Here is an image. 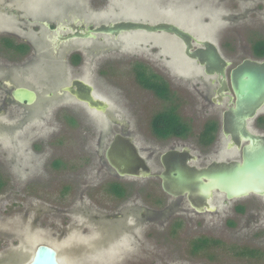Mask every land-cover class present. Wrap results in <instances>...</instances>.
<instances>
[{
    "label": "rangeland",
    "instance_id": "rangeland-1",
    "mask_svg": "<svg viewBox=\"0 0 264 264\" xmlns=\"http://www.w3.org/2000/svg\"><path fill=\"white\" fill-rule=\"evenodd\" d=\"M16 1L21 14L57 16L52 20L57 23L66 11L87 23H172L214 43L231 67L251 59L254 44L264 40V0H25L23 7L24 0ZM14 26L28 27L22 20ZM32 41L37 47L41 40ZM72 46L87 51L88 65L94 58L81 76L109 104L111 117L129 124L127 133L138 147H155L156 158L173 146L208 155L211 148L199 144L198 132L206 120L220 117L226 100L218 107L210 104L209 77L186 58L175 37L136 32ZM34 54V67L24 71L22 81L16 72L11 76L38 91V103L0 111V264H25L40 244L53 247L61 264H264L263 256L240 255L244 248L264 252L260 198L249 195L225 205L215 196L210 204L216 213L196 214L185 199L163 193L158 164L148 179L117 177L104 152L124 129L67 95L48 97L44 89L52 88L66 65L51 63L46 50ZM138 64L167 80L175 106L181 104L179 115L191 127L185 142L160 143L150 134L151 116L169 101L137 84ZM112 183L125 188L123 198L108 191ZM233 204L243 205L244 213L231 212ZM200 237L216 243L194 254L191 242Z\"/></svg>",
    "mask_w": 264,
    "mask_h": 264
},
{
    "label": "water",
    "instance_id": "water-1",
    "mask_svg": "<svg viewBox=\"0 0 264 264\" xmlns=\"http://www.w3.org/2000/svg\"><path fill=\"white\" fill-rule=\"evenodd\" d=\"M83 34L72 38L96 39V35H107L118 39L127 33L172 35L184 45V54L197 61L207 76H216L219 94L232 93L231 106L223 113L224 134L241 149V161L212 163L204 169L189 166L181 160L177 151L161 156L164 171L159 175L161 190L167 196H187L190 201L210 199L214 192L223 194L227 200H236L249 195L264 196V136L249 131V123L264 107V61L245 59L229 71L231 62L225 60L217 46L194 37L178 25L167 22L119 21L101 25L95 29L82 27ZM193 44L200 47L193 49ZM12 98L19 105L35 106L39 96L33 90L13 86ZM68 94L90 110L105 114L109 104L96 97L93 86L81 80L62 87L57 95ZM247 144L242 146L241 143ZM189 154V149H185ZM109 167L119 178H148L150 169L136 148L120 135H115L104 153ZM196 159V157H192ZM213 209L211 208L210 211ZM25 264H61L57 251L48 245L36 246L31 259Z\"/></svg>",
    "mask_w": 264,
    "mask_h": 264
},
{
    "label": "flooded vegetation",
    "instance_id": "flooded-vegetation-1",
    "mask_svg": "<svg viewBox=\"0 0 264 264\" xmlns=\"http://www.w3.org/2000/svg\"><path fill=\"white\" fill-rule=\"evenodd\" d=\"M17 3L18 2L16 0H0V111H4L5 113H10V111L8 112V110H10V107H13V105H15V104L18 106H26V105H19V104L14 102V100L12 98V92H13L12 87L13 86L24 87V88L33 90L34 92L37 93L38 96H40L38 91L34 90L30 86L21 85V84L15 82V80L11 76L12 73L16 72L15 74H16L17 80L22 81L26 77L25 76L26 73L24 71L34 67L35 63L32 61H33V57L35 56L34 53H36V50H38L39 53H42V55L45 54V50H46L50 54V56L53 60V61L49 60V61H51V63L58 64L63 60L62 63H65V65H66V72L62 73L61 75H57L53 80L54 83L52 85V88L49 90H46V88H45L44 93L47 94L48 97L55 98V99L56 98L62 99V97L66 96V95L69 96L70 98L74 99L73 97H71L68 94H64L62 96H59V95H57V92L62 87L71 85V83L74 80H81V81H84L87 84L91 85L89 82L86 81V78L82 77L81 75L83 73L87 72L86 69H90V67H92L90 64L93 63L92 60L94 58H91V60L89 61V65H88V63L85 62L86 57L89 58V56L86 54L87 51L85 52L82 47L78 48V47H73L72 45L75 43H78V42H80V43L99 42L102 39V37H110L113 39H116V38L111 37V36H107V35H96V39H79V38H72L71 36L75 35L77 33L83 34L84 32L82 31V27H85V28L89 27L90 29H95L101 25H106L109 23H115V22H119V21H137V20H118V21L107 22V23H104V22L87 23L83 20H79L75 17H72L71 15H69L68 11H66V18L62 19V21H61L62 23L61 22L57 23V22L52 21L55 18H58L57 16L54 19L50 20L48 18H31V17L27 16L26 13L21 14L19 12V8H18L20 6H17ZM22 4L23 5H21V7L25 6V0ZM98 9H101V8L98 7ZM15 20H22V21L26 22L28 27L27 28L24 26L15 27L14 26ZM140 22H143V21H140ZM165 35H167V34H165ZM170 36H172V35H170ZM33 38H38L41 40V41H39V44H37V47H34V45H33V41H32ZM259 41H264V40H258L257 42H259ZM179 42L182 44L181 41H179ZM193 45H194L193 49L200 47L199 45H196V44H193ZM183 53H184V45H183ZM60 54H62L64 56L62 59L57 60L56 57H58V55H60ZM252 55H253L251 58L252 60L258 61V62L264 61V57H256L254 55V53ZM1 58H3V60ZM186 58H188V57H186ZM189 60H191L194 64H196L197 67L202 70L203 74L205 76H207L204 72V68L202 66H200L197 61H194L192 59H189ZM139 65L140 64H138V66ZM140 66L145 67L142 64ZM231 66H232V64H231ZM231 66L227 70V84L228 85H229V79H228L229 71L233 68ZM146 70H148V69L146 68ZM150 72L152 74H154L155 76L161 78L164 82H166V84L168 85V88L170 90V87H169L167 80L164 77H162V75H159V74L152 72V71H150ZM72 73H75V74L73 75ZM208 77H209L210 85L213 86V89H212L213 97L209 100L210 104L214 107L215 106L218 107V106L222 105V103L224 102L223 100H226V105H225V108L222 111V114L220 115L219 118L213 119V120L212 119L206 120L202 124V126L198 132V137H197L198 140L197 141L199 142V144L205 148H208V147L211 148V150L207 153L208 155L203 157V158H202V156H200L198 154L197 155H193L192 153L188 154L185 149H189V148L186 146H183L181 148H177V146H173V147L163 151L158 156V158H156L157 157V155H156L157 151H156L155 147H151V146H148V147H146V146L140 147L139 146L138 147L136 145L135 136L132 135V132L127 133V127L129 126L128 123L124 124V122H121V121H118V120L112 118L110 113H109V109L107 110V112L105 114H102V115H106V117L108 118L110 123H112L113 125H115L117 127H120L121 129H124V131L122 130V132H120V133H115L113 135L112 139L114 138L115 135H120L123 139H126L129 142H131V144H133V146L136 148L138 154L144 159L145 163L147 164V166L150 169L151 176L148 178L155 176L152 174V167H156V165L158 164V166L161 168V171L157 175V178L160 180L159 175L164 171L163 165L161 163V156L164 155L165 153L169 152V151H177L178 154L181 155V157H180L181 160L187 161V164L189 166H195L199 169L207 168L208 166H210L214 162L215 163H222V162L229 163V162H233V161H237V162L241 161V149L235 145L233 147L229 146L230 144L232 145V142L230 141L229 138H227L225 136V134H224L225 131H224V127H223V113L231 106L230 96H232V93H225L224 95L219 94L220 88H219V83L217 81L216 76H208ZM91 86H93V85H91ZM93 88H94V86H93ZM143 90L148 91L145 89H143ZM148 92H151V91H148ZM94 94H95V88H94ZM170 95H171L172 99L175 96L171 90H170ZM95 96H96V94H95ZM156 98L158 100H161L158 97H156ZM205 99H206V97H205ZM179 106H181V104L176 106V113L181 118V116L179 115V112H178ZM29 107H34V106H29ZM156 114L157 113H155L153 116H151L148 128H149L150 134L154 137V139L157 142H160V143L171 142V141H174V143L185 142L187 140V138L190 136L189 135L187 138H178V137L158 138V137H156L151 130L152 119ZM181 120H183V119L181 118ZM212 125L216 126V130L214 132V139L210 144L206 145V144H204V142L203 143L200 142V140L202 139L200 136L202 135V137H204L206 130H209ZM248 128L252 134L258 135L261 137L264 136V107L257 114L255 119L249 123ZM112 139H111V141H112ZM201 141H203V140H201ZM246 144H247L246 142H242L241 148H242V146H244ZM189 151H190V149H189ZM192 157H196V159L194 160V159H192ZM115 175L117 176L116 173H115ZM148 178H139V179H148ZM160 184H161V180H160ZM121 187H123V186H121ZM215 196L216 197L220 196L221 198H223L225 205L227 204V202L232 203L233 201H238V200L243 199V198H241V199L229 201L225 198V196L223 194H220L218 192H214L212 198H210L208 200L199 198V200L190 201L187 198V196H180V197H176L175 199H178V198L179 199H182V198L185 199L184 202H186V205H188V207L196 214H203V213H211L212 214V213L217 212L216 207L212 206L210 204ZM256 197L260 198V200L263 202L262 206H264V200L262 199L264 196L263 197L256 196ZM171 198H174V197H171ZM181 205L182 204H178L177 207H179ZM211 208L213 209L212 211H210ZM229 208H230L231 212L235 213L236 215H238V214L240 215V214L244 213V211H245V209H244L245 207L243 205H238V204H235V205L233 204V206H231ZM174 225L177 227L178 223H175ZM204 240H209V239H206L204 237H200V238H197L195 241H192L190 252H192L194 254L203 253L205 250L204 251L198 250V252H193L194 251L193 246L195 245V243H197V242L200 243L201 241H204ZM206 250H208V248ZM252 250H254V249H249V248L243 249V251H249V252ZM255 251H258V250H255ZM258 252L264 254V252H262V251H258Z\"/></svg>",
    "mask_w": 264,
    "mask_h": 264
},
{
    "label": "trees",
    "instance_id": "trees-1",
    "mask_svg": "<svg viewBox=\"0 0 264 264\" xmlns=\"http://www.w3.org/2000/svg\"><path fill=\"white\" fill-rule=\"evenodd\" d=\"M253 53L256 57H264V41L255 43ZM134 79L142 89L151 91L156 97L163 101H169V105H167L162 111L158 112L152 119L151 130L153 134L158 138H187L191 133L190 124L181 120L177 115L176 106L170 95V90L166 82L140 65L134 68ZM215 130L216 126L212 125L209 130H206L204 137H202V135L200 136L202 138L201 140H203H200V142H204L206 145L210 144L214 139ZM108 191L119 198H123L126 193L125 188L117 183L110 184L108 186ZM215 243L216 241L211 242L210 240H204L200 243L197 242L193 246V252H198V250L204 251L208 245ZM240 255L256 258L264 256V254L255 250L250 252L243 251Z\"/></svg>",
    "mask_w": 264,
    "mask_h": 264
}]
</instances>
